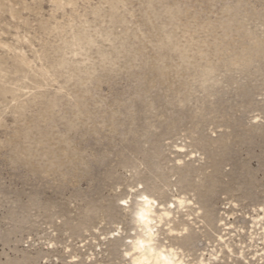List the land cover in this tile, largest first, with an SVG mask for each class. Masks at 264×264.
<instances>
[{"label":"rangeland","instance_id":"rangeland-1","mask_svg":"<svg viewBox=\"0 0 264 264\" xmlns=\"http://www.w3.org/2000/svg\"><path fill=\"white\" fill-rule=\"evenodd\" d=\"M146 234L264 264V0H0V264H131Z\"/></svg>","mask_w":264,"mask_h":264},{"label":"bare ground","instance_id":"bare-ground-1","mask_svg":"<svg viewBox=\"0 0 264 264\" xmlns=\"http://www.w3.org/2000/svg\"><path fill=\"white\" fill-rule=\"evenodd\" d=\"M136 210L137 211H134L135 217H133L135 219V222L144 225L145 228L147 229L146 223L149 221L148 217L150 215L148 205H146L144 208H139ZM141 214H143V217H144L143 219L140 218ZM134 239H135V242L132 245L131 249L136 251V254H135L136 257L132 259L131 264H173L172 261H170L166 255H162L161 253L154 252L150 244L151 238L149 234H146L143 237L138 236ZM153 252L156 254H154Z\"/></svg>","mask_w":264,"mask_h":264},{"label":"snow or ice","instance_id":"snow-or-ice-1","mask_svg":"<svg viewBox=\"0 0 264 264\" xmlns=\"http://www.w3.org/2000/svg\"><path fill=\"white\" fill-rule=\"evenodd\" d=\"M121 203H126V202H125V201H121ZM140 218H141V219L144 218V217H143V214H141Z\"/></svg>","mask_w":264,"mask_h":264}]
</instances>
